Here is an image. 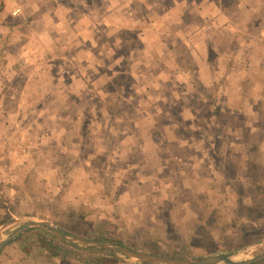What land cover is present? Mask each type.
Returning a JSON list of instances; mask_svg holds the SVG:
<instances>
[{
	"label": "rangeland",
	"instance_id": "obj_1",
	"mask_svg": "<svg viewBox=\"0 0 264 264\" xmlns=\"http://www.w3.org/2000/svg\"><path fill=\"white\" fill-rule=\"evenodd\" d=\"M149 2L155 6L154 12L149 8L148 13ZM140 3L135 1L133 7H128L132 12L130 17L121 10L113 17L98 16L97 21L91 19L89 22L85 18V25L99 23L115 29L99 31L97 35L98 61L104 63L105 57L107 60L113 58L107 69L105 64L100 67L102 73L108 72V77L102 74L93 81L98 105L104 109V99L116 100L115 88L122 68L134 80L127 81L125 95L119 99L122 105L132 104L122 112L123 116H113L111 128L114 135L124 138L126 143L122 145L116 140L107 161L100 153H88L77 145L71 147L75 151H68L73 169L68 171L65 181L61 179L59 169L48 165L49 162L32 165L33 161H30L22 166L18 157V161L6 166L1 160L3 187L0 194L6 188H11V193L24 190L14 199L17 211L12 212V217L16 218L34 215L29 189L35 183L43 180L45 187L53 191L65 187L64 199L81 203L90 211L91 225L80 227V234L74 233L87 238L95 239L98 231L103 229L141 240L147 234L167 237L170 228L181 233L187 248L185 255L179 257L197 258L242 249L236 255V259L241 260L262 253L264 237L226 250L221 249L222 234L218 229L201 232L195 229L201 217L219 208L225 197L224 191H219L223 175L214 164L211 151L202 138L204 135L213 140L221 133L224 139L216 145L219 144L220 151L227 157L230 171L242 175H247L248 147L258 139L260 163L264 167V122L261 117V109L264 111V0H140ZM120 4L121 1L115 2L114 8ZM139 9H146L148 14L136 16ZM121 25L125 26L126 32L121 31ZM249 29H252L251 33ZM3 33L0 27V35ZM15 34V38L20 39L22 33ZM127 34L130 43L135 45L132 52L135 56L121 61V40ZM180 38L188 46L187 55L194 60L199 77H206L202 83H209L210 94L203 87L192 84L186 73L178 72L177 57L169 47L180 43ZM110 42L112 48L108 46ZM205 45L212 47L214 55L209 56ZM138 47H142L143 52L136 53L134 48L138 50ZM219 53L224 57L222 62H219ZM62 54L72 58L74 51L67 49ZM207 54L212 62L199 67L197 59ZM80 56L83 59L86 53L82 52ZM230 58L233 65L228 66L226 63ZM86 61L85 68L90 71L93 59L86 58ZM225 65L228 68L221 71ZM145 71L155 73L149 76L143 73ZM170 76L175 80H169ZM208 76L218 79L224 76L225 81L214 88L207 80ZM165 94H170L172 113L169 109L161 112V105L157 106ZM177 112L186 117V124L178 126L170 122ZM95 116L92 125H101L102 113ZM161 119L170 120L160 123ZM218 121L223 124L221 132L216 125ZM74 127L67 125L66 134L70 135ZM128 129L133 133L132 137L127 134ZM101 130L104 129L98 128L99 133ZM89 137L92 143L98 139ZM57 146L64 147L62 144ZM73 154L79 155L77 163L72 159ZM14 165L18 168L17 174L11 176L10 167ZM100 168L104 179L99 175ZM4 211L5 208L0 207V212ZM19 224L7 226L0 236L6 237ZM113 224L116 227H112ZM24 237L32 240L36 236L26 234ZM59 249L72 257L78 253L64 244ZM11 251L15 255L19 253L17 248ZM33 254L32 257L43 264H52L50 258L39 254L38 249H34Z\"/></svg>",
	"mask_w": 264,
	"mask_h": 264
},
{
	"label": "crops",
	"instance_id": "obj_2",
	"mask_svg": "<svg viewBox=\"0 0 264 264\" xmlns=\"http://www.w3.org/2000/svg\"><path fill=\"white\" fill-rule=\"evenodd\" d=\"M118 1L121 4L114 8ZM135 1L141 5L140 0L3 1L0 11V27L4 32L0 35V161L4 160V165L18 161V157L22 160V166L30 161H33V165L35 159L41 155L46 156L48 165L60 170L64 166L54 160L58 152L75 153L71 147L76 145L88 153L99 154L109 150L111 155L113 146L107 148L106 140L109 139L110 132L107 134L106 129L113 128L114 119L106 108L98 105L93 81L102 74L108 77V72L102 73L100 67L105 64L107 69L108 64L113 61V58L107 60L106 57L104 63L98 61V32L115 29L114 26L108 27L99 23L85 25V18L89 22L97 21L98 16L113 17L114 13L120 14L121 10L122 14L130 17L132 12L128 11V7L135 5ZM17 7L19 10L14 12ZM149 8L153 12L156 10L154 5H149L148 13ZM141 10L139 9L136 16L148 14L146 9ZM124 27L121 25V31L126 32ZM17 32L23 34H20V39L15 38ZM121 42L123 46V41ZM108 46L112 48V42ZM67 49L74 51L72 58H66L62 54ZM82 52L86 53L83 59L80 56ZM86 58L93 59L90 71L85 68ZM222 58L224 57L219 53V62ZM206 63L209 65L207 58L202 55L196 64L200 67L206 66ZM225 68L226 65L220 69L222 71ZM200 76L201 80L206 79L203 75ZM211 78L208 76L207 80L210 82ZM203 84L209 85L205 82ZM83 112L92 115L89 134L84 138L79 133ZM98 112L102 113L103 120L101 125L93 126V119L97 118L95 115ZM69 124L75 125L70 135L66 134ZM98 128L104 130L99 133ZM89 136L91 139H98L92 143ZM118 143L124 145L126 141L119 140ZM58 144L64 147H58ZM35 152L37 153L33 156ZM77 156L73 154L75 163ZM70 163L72 167L73 161L70 160ZM16 165L10 167L11 176L17 174ZM30 230L25 231L23 236L29 234L30 237H36L32 240L24 237L20 241L5 245L0 253V264H36V261L37 264H43V261L32 257L34 249H38L41 256L49 258L37 241V233ZM29 244H32L31 248ZM14 248L18 249V255L11 251ZM22 254L28 258L24 260L20 257Z\"/></svg>",
	"mask_w": 264,
	"mask_h": 264
},
{
	"label": "trees",
	"instance_id": "obj_3",
	"mask_svg": "<svg viewBox=\"0 0 264 264\" xmlns=\"http://www.w3.org/2000/svg\"><path fill=\"white\" fill-rule=\"evenodd\" d=\"M1 9L2 5L0 7V11ZM251 32L252 29H249V33ZM129 39L130 36L128 34L123 35L122 37L123 46L121 47V61H124L125 59H131L132 55L135 56V53H132L133 46L135 45H133V43H130ZM180 39V43H175V45L169 47L177 57V64L179 68L178 72L186 73L189 81L192 84L194 83V85L203 87V89H206V91H208V94H210V85H208L207 87L202 83V80L199 77V71L196 69L194 60H190L189 56L187 55L188 46L183 38ZM254 40H257V38H254ZM212 42L213 41H211V43ZM210 45H205V50L209 51V56H212L215 52L212 50V47ZM137 49L138 50L134 48V51H136V53H138L139 51L143 52V50H141L142 47H138ZM137 57L139 56L137 55ZM205 57L207 58V61L210 65L212 60L210 59V57H208V54ZM227 65H233L231 58L228 60ZM125 72L126 71H124V68H122L121 73L119 74V80L117 82V87L115 88L116 92L118 93L116 95V100L111 101L109 97L103 100V105L109 111L110 115H112V117L118 115L123 116L122 112L128 110V108L132 104L129 103L130 105L127 104L125 106L122 105L119 100L125 95L124 86L127 81H134L131 80ZM143 73L145 74L146 71ZM147 73V75L152 76L154 75L155 71H147ZM211 77V84L214 88L221 86L225 81V78H223L224 76L220 77L219 79H216L213 76ZM169 80L174 81L175 79L174 77L170 76ZM154 85L156 86L157 84L154 83ZM143 96L144 95H142V97ZM210 96L209 97L212 98L213 101H217L214 95ZM164 99L168 102H166ZM164 99H161L159 102H157V106L158 104L161 105V112H164L168 109L171 110V113L174 112L168 100L170 99V94H165ZM261 117H263L264 122V111L262 109ZM81 118L82 125L79 129V133L81 134L82 138H84L90 131L89 121L91 117L88 112H83ZM185 118V116H182L177 112L176 117L169 120L173 125L176 124L180 126L182 124H186ZM169 120L165 121V119H161L160 123L167 122ZM216 125L221 132L223 124L218 121ZM262 127L264 129V123ZM109 132L110 137L106 140L107 148H109L110 146H114L116 140H118V142L119 140L122 142L125 141L124 138L115 136L113 133V129H109L108 127L106 129V133L109 134ZM127 134L131 137L133 135V133L130 132L129 129L127 131ZM117 137L119 138L117 139ZM202 138L205 141L207 148L211 151V156H213L215 162L214 164L218 167L223 175V179L221 181L222 185L219 186V191H224L223 193H225V197L219 203V208L214 210L212 213L201 217V219L197 223L195 231L201 232L204 229H218L222 234L221 249L226 250H232L233 248L240 247L244 244L258 241L259 239L264 237V167L262 168V165L260 163V147L258 145V139L252 141L251 145H249L248 147V154L246 159L247 175H242L239 173L235 174L230 171V165L227 157L222 151H220V147L218 146L219 144L216 145L218 142H220V140L224 139L221 136V133L217 134V136H215L213 140L206 135H204ZM48 151L50 152L51 149L49 148ZM36 153L37 152H35L33 156H35ZM100 154L107 161L109 150L102 151ZM57 155L58 156L54 160L57 164H61L64 166L59 170V175L61 179L65 181L64 178L67 177L69 173L68 171L72 168L69 160V158H71V154L68 152H58ZM42 162L49 161L46 156L39 155V157L35 159L34 164L38 165ZM128 162H130V159H128ZM99 175L102 179L103 173L101 168L99 170ZM1 187H3L2 181H0V190ZM64 188L53 191L45 187L43 180L39 183H35V185L33 187L31 186V189H29L30 198L34 203L32 212L42 217H52L61 227H63L68 232L80 234V227L88 226L92 223L91 219H89L90 217L88 218V216L90 215V211L81 203L76 204L64 199ZM11 191V188H6L5 191L0 194V207L5 208V211L3 213L0 212V224L13 218L12 212L17 211V209L13 205L14 199L18 198V195H22V193H24L23 189H20L17 192L13 191V193H11ZM224 201H228V203ZM114 226L116 227L115 224L112 225V227ZM30 231L37 233V241L41 248L46 251V255L50 258L52 264H150L147 262L127 261L123 258L105 252H88L86 250H82L75 246L64 243L55 236L46 233L39 228L31 229ZM110 232L111 231L108 229H103L101 231H98V234L94 238L113 243L124 244L134 249L145 250L153 253L168 254L177 257L184 256L187 252V248L185 246L181 233H177L170 228L167 230V237L147 234L142 237V240L131 237H123L122 235H115L114 233ZM23 235L24 233L13 241L22 240L24 238ZM30 242L33 243V241ZM61 244H64L66 247L78 250L77 255L72 257L70 255L62 253L59 249ZM29 247L31 248L32 244H29ZM27 255L30 256L29 251H27ZM20 257H23L24 260L28 258V256L26 257L24 254H22V256ZM15 263L17 264V262ZM22 263H24V261ZM252 264H264V260Z\"/></svg>",
	"mask_w": 264,
	"mask_h": 264
},
{
	"label": "water",
	"instance_id": "obj_4",
	"mask_svg": "<svg viewBox=\"0 0 264 264\" xmlns=\"http://www.w3.org/2000/svg\"><path fill=\"white\" fill-rule=\"evenodd\" d=\"M20 223L19 226L6 237L0 236V253L11 241L17 239L25 231L39 228L49 233L60 241L89 252H105L129 261L147 262L150 264H252L264 260V252L238 260L236 255L242 250L226 253H217L197 258H184L162 253H153L145 250L134 249L124 244L83 237L68 232L54 220L37 216L25 215L6 221L0 226V233L9 225Z\"/></svg>",
	"mask_w": 264,
	"mask_h": 264
},
{
	"label": "built area",
	"instance_id": "obj_5",
	"mask_svg": "<svg viewBox=\"0 0 264 264\" xmlns=\"http://www.w3.org/2000/svg\"><path fill=\"white\" fill-rule=\"evenodd\" d=\"M3 1H4V0H0V7H1ZM18 10H19V8L17 7V8L14 10V12H17Z\"/></svg>",
	"mask_w": 264,
	"mask_h": 264
}]
</instances>
